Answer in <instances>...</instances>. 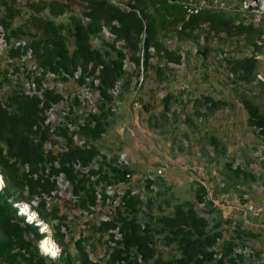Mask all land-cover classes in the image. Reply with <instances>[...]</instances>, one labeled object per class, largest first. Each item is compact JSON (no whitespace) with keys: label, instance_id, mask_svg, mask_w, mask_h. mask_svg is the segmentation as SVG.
I'll return each instance as SVG.
<instances>
[{"label":"trees","instance_id":"trees-1","mask_svg":"<svg viewBox=\"0 0 264 264\" xmlns=\"http://www.w3.org/2000/svg\"><path fill=\"white\" fill-rule=\"evenodd\" d=\"M40 1H28L33 13L16 22L21 11L18 0H0V25L5 41L2 54L11 58L29 54L34 63L33 68L24 62L14 63L2 75L9 89L0 94V171L4 179L0 188V264H103L85 249L82 241L86 236L83 238L81 231L76 235L71 232L68 215L56 213L55 203L49 206L51 197L63 187L68 188L67 197L80 212L97 204L109 210V217L97 219L94 225L100 235L106 232L113 241L106 248L105 264H255L244 260L245 249L257 256L263 253L260 247L250 244L247 247V237L258 236L253 230L254 222L234 221L231 217L225 221L215 219L216 203L208 195L203 180L195 179L196 185H190L194 187L193 198L170 201L167 197L165 202L171 203L170 210L141 218L138 214L141 207L150 211L156 202L159 192L154 178L162 176L144 173L149 191L142 197L125 175L135 168L118 161L119 153L108 157L96 140L107 130L115 96L120 99L140 76L143 78L152 56L165 58L169 63L181 57L164 43L167 31L192 35L203 29L205 34L211 32L218 38L223 33L228 37L243 34L247 44L253 45L252 52L240 57L228 55L226 64L240 79L252 81L257 78L256 52L263 48L259 38L264 32V19L253 21L250 11L236 7L225 10L209 2L190 11L181 0H135L140 15L109 0H84L80 14L72 12L66 2L47 0L49 12L40 14L47 6ZM66 10H69L66 20L49 16ZM103 24L113 37L102 34ZM68 36L72 37V43ZM204 50V46L196 49L201 54ZM127 62L132 65L133 74L127 71ZM155 69L163 73L161 67L156 65ZM12 70L18 74L16 81L9 76ZM21 73L25 80L20 79ZM69 77L95 94L93 104L85 105L88 109L82 107L74 113L86 96L57 88L61 80ZM263 86L260 81L259 92L239 94L247 111V124L262 140ZM175 97L168 90L161 95L163 110L170 108L171 98ZM222 103L224 98L206 93L196 99L193 112L200 115L214 112ZM58 104H62L58 110L60 117L54 120L51 114ZM201 105L205 111L200 110ZM208 139L214 144L219 141L212 133ZM226 164L234 180L240 176L255 177L251 169L240 163L234 167L231 161ZM118 181L128 184L120 194L111 196L106 187ZM97 190H101V197L97 196ZM245 200L242 197L243 203ZM19 201L30 203L48 222L60 245L57 256L40 251L39 241L47 233L19 212ZM155 204L160 205L159 201ZM207 214L215 219L212 224ZM261 217L263 224L264 213ZM262 224L259 230L263 229ZM226 228L232 233L225 235ZM235 238H239L241 247ZM162 247L174 248L176 252L165 257Z\"/></svg>","mask_w":264,"mask_h":264},{"label":"rangeland","instance_id":"rangeland-1","mask_svg":"<svg viewBox=\"0 0 264 264\" xmlns=\"http://www.w3.org/2000/svg\"><path fill=\"white\" fill-rule=\"evenodd\" d=\"M28 1L33 0H18L21 11L15 19L16 22L25 20L30 13H33V10L27 6ZM54 1L57 4L61 1L68 3L71 11L77 14L81 13L85 5L83 0ZM227 3L229 7L240 5L239 0H228ZM40 4H47L40 14L49 12L47 0H41ZM66 11L68 12L49 16L56 20H66L69 10ZM250 17L253 18V15ZM254 19L257 21V18ZM262 26L264 28V20ZM104 30L105 28L102 34ZM2 31L0 25V94L9 89L2 75L12 64L20 65L24 62L29 68H33L34 64L29 54L13 58L2 54V48L5 46ZM206 34L203 29L198 33L195 31L192 35L167 31L163 38L164 43L180 53L181 57L173 62L174 64L167 62L165 58L151 57L143 78L139 77L136 84L124 91L120 99L115 96L112 110L108 115L107 130L96 140V143L108 157L119 153L118 158L123 154L125 159L129 160L128 164L135 170L131 173L128 183L139 189L140 193L149 191V187L139 174L147 170L152 171L157 166L163 168V176L166 178L163 179V176L154 178L159 192L156 202L159 201L160 205H156L155 202L150 211L146 206L141 207L138 213L141 218H146L148 214L157 215L170 210L171 203L167 205L165 202L167 197L170 201L193 198L192 186L196 185L193 181L201 179L208 187V195L216 202L215 219L225 221L224 219L231 217L234 221L249 219L254 222L253 230L257 231L258 236L249 235L247 247L250 245L257 249L260 247L263 253L257 256L254 251L249 254L248 249H245L244 260L264 264V230H259L261 215L264 213V140L256 136L251 126L247 124V111L239 95L242 91L247 94L256 93L260 81L264 84V32L259 38L263 48L256 52L258 79L252 81L240 79L226 64L228 55L240 57L252 52L253 45L247 44L244 35L228 37L223 33L222 38H218L219 36L210 32L206 38L204 37ZM105 36L112 37L109 32ZM68 40L70 43L73 41L69 36ZM92 40L94 44L97 43L96 37ZM201 46L205 48L203 54L196 51ZM156 65L162 68V74L155 69ZM126 68L133 74L129 62ZM10 73L11 81H16L17 72L12 70ZM20 75V79L25 80L22 73ZM74 85L75 90H83L87 95L91 94L86 90L87 88L74 84L72 77L61 80L57 88L69 93ZM167 90L176 97L171 98L170 108L163 110L161 95ZM206 93L224 98L225 103L214 112H207L204 115L193 112L196 99ZM61 105L53 106L52 119L57 120L60 117L58 110ZM64 105L66 106L65 103ZM205 109V106H200L201 111ZM78 111L76 108L74 113ZM211 133L218 137L217 144L209 142L208 135ZM226 161H231V167L240 163L246 169H251L255 177L242 179L240 176L238 180H234ZM197 164L202 165V168ZM118 189L107 186V191L111 195ZM67 195L68 188L63 187L51 197L49 206L55 203L56 213L63 212L68 215L71 232L76 235L81 231L82 237L86 236L82 242L85 249L90 252V256L93 259H100L105 264L103 259L106 248H109L113 241L109 240L110 237L106 232L100 235L94 225H97V219L107 217V208L97 204L93 208L86 207L80 212ZM242 197L246 198L247 202L243 203ZM246 203L255 204L256 209L248 208ZM207 217L210 219L212 215L207 214ZM215 219H210L211 224ZM46 224L49 227L48 236L54 240L52 229L47 222ZM226 229L225 235L232 233L230 228ZM235 241L240 247L242 246L239 238H235ZM161 251L165 257L176 252L174 248L167 247H162Z\"/></svg>","mask_w":264,"mask_h":264},{"label":"clouds","instance_id":"clouds-1","mask_svg":"<svg viewBox=\"0 0 264 264\" xmlns=\"http://www.w3.org/2000/svg\"><path fill=\"white\" fill-rule=\"evenodd\" d=\"M84 1V0H83ZM109 1H111L112 3H114V4H117V5H119V6H122V7H125V8H132V9H134L135 11H136V13L138 14V15H140L141 14V11H140V6H138L137 4H135L134 2H135V0H109ZM125 1V2H124ZM183 3H185L187 6H188V10H192L194 7H198V6H200V5H204V4H206V3H214L215 5H218V6H220V7H222L223 9H225V10H228V9H231L232 7H229L228 6V3H227V1L228 0H181ZM239 2H240V5L238 6V7H236V8H238V9H241V10H247V11H250L251 12V15H253V18H257V21H261L262 19H264V0H239ZM252 18V17H251ZM253 18H252V20H253ZM253 21H255V19L253 20ZM103 26V28H102V31H103V29L105 28V30H104V36H105V34H107V32H109L107 29H106V25L105 24H103L102 25ZM110 33V32H109ZM111 34V33H110ZM112 35V34H111ZM107 36V35H106ZM105 36V37H106ZM112 37H113V35H112ZM106 38H109V37H106ZM111 38V37H110ZM93 41V40H92ZM119 42V41H118ZM121 42H122V40H121ZM73 78V77H72ZM140 78H142V76H140ZM73 83L75 84V82L73 81ZM76 84H78V83H76ZM78 85H80V86H82L83 88H87L86 86H84V85H81V84H78ZM86 90H88V89H86ZM74 91V92H73ZM75 92H80V94L82 95V96H86V98L85 99H87V100H85L84 99V101L82 102V106L80 105V106H78V110H80L82 107H85L86 109H88L89 107L88 106H85L84 104H89V105H92L93 104V99H92V97L93 96H95V94L94 93H92V94H90V95H87L86 93H85V91H83V90H75V85L72 87V89H71V91L69 92V93H75ZM84 92V93H83ZM65 93V92H64ZM66 93H68V92H66ZM91 93V92H90ZM89 101H91V103L89 102ZM81 107V108H80ZM121 152V151H120ZM121 154H122V152H121ZM118 161H121V162H124V163H130L129 162V160L128 159H125V157H124V155L122 154L121 155V158H118ZM168 161H170L169 160V158H168ZM198 165V164H197ZM196 165V166H197ZM200 165V164H199ZM159 167H161V166H157L154 170H152V171H149L150 173H148L150 176H152V177H155V173L156 174H158V175H160V176H163V168L161 167V169H162V172H160V173H158L157 172V168H159ZM142 172V171H141ZM146 172H148V170L146 171ZM146 172H142L141 174H139V176L140 177H142L143 179H142V181H144V173H146ZM130 175H131V173H129ZM126 175V174H125ZM130 175L129 176H127V177H129L130 178ZM163 178H166V176H163ZM204 182V181H203ZM4 184V183H3ZM2 184V185H3ZM127 184L128 183H126V182H124V181H118V182H114V183H112V184H109V185H111V186H113V188L115 189V188H119L117 191H115V193L113 194V195H111V196H114L115 194H120L123 190H121L120 191V189L121 188H125L126 186H127ZM125 186V187H122V186ZM108 186V185H107ZM0 188H1V186H0ZM135 188V187H134ZM136 189V188H135ZM208 190V189H207ZM98 191V190H97ZM97 191H96V194H97ZM100 192H101V190H99ZM106 191H107V187H106ZM119 191V192H118ZM136 191H140L139 189L137 190L136 189ZM108 192V191H107ZM109 193V192H108ZM140 193V192H139ZM102 194V193H101ZM109 194H111V193H109ZM140 195L143 197V193H140ZM98 196V195H97ZM210 196V195H209ZM98 197H101V195L100 196H98ZM107 201H109L110 200V198H107L106 199ZM26 202V201H25ZM24 201H19L18 203H17V205H18V209H19V212L20 213H22V214H24L25 215V218L28 220V221H32V222H35V223H38L39 225H40V230H42V231H45L46 233L48 232V229H42L41 227H42V222H39V220H41V221H45L44 219H42L39 215H38V213H37V211H36V209L35 208H33L31 205H30V203H28L27 202V204L29 205V209L31 210V212H36V214H34V215H30V213L29 212H27V211H23L22 210V204L23 203H25ZM216 203V202H215ZM255 205V204H254ZM96 206V205H95ZM94 207V206H93ZM93 207H90V208H93ZM101 207H103V206H101ZM106 207V206H105ZM107 208V207H106ZM108 210V209H107ZM107 217H109V210H108V214L106 215ZM104 218H106V217H104ZM46 222V221H45ZM48 223V222H47ZM261 224H262V222H261ZM260 224V225H261ZM262 226H263V230H264V223L262 224ZM49 228V227H48ZM46 235H48V233L46 234ZM45 235V236H46ZM44 236V237H45ZM55 240V239H54ZM40 242V241H39ZM55 242H57L56 240H55ZM58 243V242H57ZM39 245V244H38ZM57 246H58V251H57V253H55V252H53L52 254V257H55V254L56 255H58V253L60 252V249H59V245L57 244ZM39 249H40V251H42L43 253H46V254H50V253H48V252H45L44 250H42L41 249V247H40V245H39ZM50 256H51V254H50Z\"/></svg>","mask_w":264,"mask_h":264},{"label":"bare ground","instance_id":"bare-ground-1","mask_svg":"<svg viewBox=\"0 0 264 264\" xmlns=\"http://www.w3.org/2000/svg\"><path fill=\"white\" fill-rule=\"evenodd\" d=\"M3 183H4V179H3V175H2V173L0 171V186H2ZM22 210L29 212L31 216L34 215V214H36L35 211L34 212H31V210L29 209V205L27 204V202H25V203L22 204ZM39 222H42V227H41L42 229H48V225L46 224L45 221L39 220ZM39 245H40V247H41L42 250H44L45 252L50 253L51 255H53L52 254L53 252L57 253V251H58L57 243L55 242V240H53L52 238H50L48 235H46L45 237H43L40 240Z\"/></svg>","mask_w":264,"mask_h":264},{"label":"built area","instance_id":"built-area-1","mask_svg":"<svg viewBox=\"0 0 264 264\" xmlns=\"http://www.w3.org/2000/svg\"><path fill=\"white\" fill-rule=\"evenodd\" d=\"M197 167V166H196ZM199 168H202V165H198ZM157 172L160 173L162 172V169L161 167L157 168ZM129 172L126 173V176H129ZM108 186H111V185H108ZM119 192V191H118ZM209 192V191H208ZM97 195L100 196L101 195V192L98 190L97 191ZM247 207L250 208V209H256L255 205L253 203H246Z\"/></svg>","mask_w":264,"mask_h":264}]
</instances>
